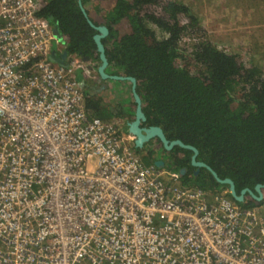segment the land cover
<instances>
[{"label":"built area","instance_id":"obj_1","mask_svg":"<svg viewBox=\"0 0 264 264\" xmlns=\"http://www.w3.org/2000/svg\"><path fill=\"white\" fill-rule=\"evenodd\" d=\"M39 0H0V264H264V200L145 164L123 119L89 115L87 62L50 59Z\"/></svg>","mask_w":264,"mask_h":264},{"label":"trees","instance_id":"obj_2","mask_svg":"<svg viewBox=\"0 0 264 264\" xmlns=\"http://www.w3.org/2000/svg\"><path fill=\"white\" fill-rule=\"evenodd\" d=\"M39 1V15L57 29L68 55L99 61L93 41L96 31L78 0ZM91 1L94 7L89 9ZM81 4L95 25L100 23L93 14L101 13L109 30L102 41L110 73L135 78L145 123L160 126L169 140L195 146L198 160L220 178H231L237 193L264 185V73L256 64L203 38L191 48H181L182 36L195 30L198 22L179 0H81ZM154 7L165 16L151 11ZM179 15L188 23L181 22ZM84 94L89 115L109 120L127 118L126 110L134 113V101L113 112L98 100L91 101L86 89ZM155 142L160 147L150 154L162 150L169 157L166 165L175 167L183 185L219 189L221 184L206 169L200 168L207 180L194 173L190 150L175 146L166 151L156 138L148 145ZM261 202L246 194L236 204L249 208Z\"/></svg>","mask_w":264,"mask_h":264},{"label":"rangeland","instance_id":"obj_3","mask_svg":"<svg viewBox=\"0 0 264 264\" xmlns=\"http://www.w3.org/2000/svg\"><path fill=\"white\" fill-rule=\"evenodd\" d=\"M179 2L190 8L198 22L195 30H188L182 36L181 48H191L192 44L203 38L215 44L218 48L230 53H236L244 62L250 60V63L253 62L256 64L261 72L264 73V0H179ZM93 3L94 1L89 2L87 7L91 9ZM151 11L165 16L160 8L154 7ZM100 14H93V18L102 24L104 21ZM179 17L183 18H180L181 22L184 24L188 23L186 17L182 15H179ZM52 43L53 46H56L55 41ZM80 58L82 59V57ZM86 62L88 67L83 78L81 77V71H76L77 77H81L80 81L82 82L83 91L86 89L87 82H92L99 78L97 67L100 61L88 59ZM106 71H111V67L107 68ZM106 81L110 82H107L105 88L97 90V93L90 96L91 101L98 100L104 107L109 106L113 112L124 110V105L133 101L131 83L126 80L118 81L107 79ZM127 99L128 101H126ZM131 110L130 108V112ZM126 112L128 113L129 110H126ZM115 119H120V117L114 116L109 120ZM150 149L147 147L142 150L137 149V153L141 156L143 163H145L144 159L148 158L151 161L149 164L154 165L156 160L161 159L164 161V167L169 172H177L174 166L169 167L166 165L165 162L169 160V157L166 158L164 154L162 155V150L157 151L155 154H150ZM199 172L201 173V177L207 180V173L201 169L198 170L197 174ZM187 185L206 190L194 184ZM218 188L215 191H206L216 192L228 190L222 184L218 185ZM229 197L237 203L231 198L230 194Z\"/></svg>","mask_w":264,"mask_h":264},{"label":"water","instance_id":"obj_4","mask_svg":"<svg viewBox=\"0 0 264 264\" xmlns=\"http://www.w3.org/2000/svg\"><path fill=\"white\" fill-rule=\"evenodd\" d=\"M78 3L81 7L82 12L84 13L85 17L87 18L88 23L94 28L96 33L93 35V41L96 46V51L98 52V57L100 64L97 67V73L99 77L103 80H126L131 82V92L133 96V101L135 103V110H134V118L131 121L127 122V129L128 132L131 133L134 139V145L136 148L141 149L143 148L144 144L148 143L151 139H158L162 147L166 151H170L173 147L179 146L184 149H188L192 152L191 155V164L196 168L195 174H197L200 168L206 169L211 176L215 179L216 182L219 184L227 185L229 194L231 198H233L236 202H243L246 194H249L254 200L262 201L263 200V190L264 185L258 183L254 186L253 190L246 187L243 188L239 193L236 192L235 183L231 178H220L217 173L205 162L198 160V149L190 144H185L180 139L169 140L166 135L164 134L162 128L158 125H151L148 127H142L140 124L144 121L145 116L144 112L142 111L141 106V99L138 93L136 92V80L133 77H125L119 75H113L106 71L108 68V59L105 53V46L103 44V39L108 35L109 30L106 25L100 24L95 25L87 16L84 7L81 4V0H78ZM54 36L57 39L61 40V35L57 31L56 28L53 29ZM63 43V42H62ZM68 53L64 49L58 56V48H54L51 51L50 59L60 65H65V59ZM84 61L88 60V57H82ZM154 164L158 167H164V161L159 159L154 162ZM184 170L181 169L180 173H183Z\"/></svg>","mask_w":264,"mask_h":264},{"label":"flooded vegetation","instance_id":"obj_5","mask_svg":"<svg viewBox=\"0 0 264 264\" xmlns=\"http://www.w3.org/2000/svg\"><path fill=\"white\" fill-rule=\"evenodd\" d=\"M62 50H64V48H62ZM67 57H68V55H67ZM67 57H66V59H67ZM66 59H65V64H66ZM114 75V74H113ZM120 76V75H119ZM125 77H128V76H125ZM99 79H101V78H99ZM103 79H101V80H99V81H96L97 82V85H96V82H94L93 81V83L92 82H87V86H86V90L89 92V95L90 96H93L95 93H97V90H101V89H103V88H105L106 86V82L107 81H105V82H103L102 81ZM130 82V81H129ZM131 83V82H130ZM90 84H91V86H90ZM85 90V89H84ZM133 97V96H132ZM127 115V118H125V117H120L121 119H123L124 120V122H126V124H127V122L128 121H131V120H133V118H134V113L132 114V113H127L126 114ZM142 127H148V126H151V125H148L147 123H145L144 121L140 124ZM153 140H155V138L154 139H151L149 142H151V141H153ZM149 142L148 143H146V144H144V146H143V148H141V150L142 149H144L145 147H147L148 149H150V150H156L157 148L159 149V147H160V145H158L157 143H155V145H148L149 144ZM150 147V148H149ZM138 149V148H137ZM172 150V149H171ZM162 155H163V153H162ZM177 155L178 154H175L174 156H176L177 157ZM191 155H192V153H191ZM191 155H190V161H191ZM198 159V158H197ZM192 165V164H191ZM193 166V165H192ZM228 189V188H227Z\"/></svg>","mask_w":264,"mask_h":264},{"label":"crops","instance_id":"obj_6","mask_svg":"<svg viewBox=\"0 0 264 264\" xmlns=\"http://www.w3.org/2000/svg\"><path fill=\"white\" fill-rule=\"evenodd\" d=\"M53 29H54V26H53ZM57 40H60V39H57ZM56 43V42H55ZM54 48H58V56L60 55V53L62 52V48H64V43H62V38H61V40H60V44L58 45V44H56V46H53V43H52V46H51V51L54 49ZM108 73H110V71L108 72ZM111 74V73H110ZM99 76V75H98ZM100 78V77H99ZM96 79V80H93L94 82H96V81H99V80H101V79ZM93 81H92V83H93ZM103 82H105L106 80H102ZM118 81H120V80H118ZM107 82H110V81H107ZM106 82V83H107ZM110 84V83H109ZM114 84H116V83H114ZM96 85H97V82H96ZM124 87V86H123ZM123 87H121V88H123Z\"/></svg>","mask_w":264,"mask_h":264}]
</instances>
